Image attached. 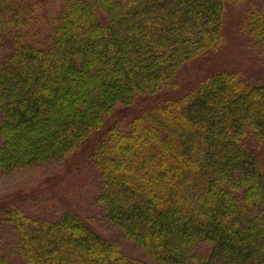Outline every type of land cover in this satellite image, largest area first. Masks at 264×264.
Listing matches in <instances>:
<instances>
[{
  "label": "trees",
  "instance_id": "16d2710c",
  "mask_svg": "<svg viewBox=\"0 0 264 264\" xmlns=\"http://www.w3.org/2000/svg\"><path fill=\"white\" fill-rule=\"evenodd\" d=\"M225 5V0H62L58 28L67 31L57 36L58 50L23 52L10 61L6 74L0 73V100L9 98L1 111L9 115L14 140L9 158L45 144L57 151V134L93 122L95 108L115 97L107 94L119 85L116 80L122 89L115 91L130 99L135 87H155L163 75L170 79L177 61L194 45L183 33L199 29L196 41L203 42L217 32ZM99 8L107 22L97 17ZM14 15L0 13V18ZM158 42L164 52H156ZM18 49L9 56L14 58ZM102 88L107 94H94ZM87 98L85 104L95 111L81 114L77 107ZM180 99L186 103L176 107L178 115L164 107L143 108L138 126L144 129L131 135L128 151L118 154L121 164L113 163L116 186L109 211L126 237L158 263L264 264V167L244 141L252 129L264 145V84L219 71ZM110 118L101 124L114 126L117 121ZM84 149L81 144L79 151ZM234 188L243 192L241 198ZM78 225L85 226L66 213L57 229L50 228L53 232L26 226L18 237L22 247L27 245L23 259L80 264L82 256L89 264H112L114 242L89 228L75 235ZM64 226L72 235L63 234ZM6 242L0 235V264L13 261ZM129 258L118 260L134 264Z\"/></svg>",
  "mask_w": 264,
  "mask_h": 264
},
{
  "label": "rangeland",
  "instance_id": "374dc122",
  "mask_svg": "<svg viewBox=\"0 0 264 264\" xmlns=\"http://www.w3.org/2000/svg\"><path fill=\"white\" fill-rule=\"evenodd\" d=\"M225 4L221 21L218 25L210 26L212 30L218 29L212 36L208 35L206 40L199 43L196 41L199 29H187L183 33L194 45L177 61L178 66L170 79L163 75L162 81L155 87L149 84L135 87L130 99L121 95L122 91H115L122 89L118 80L119 85L113 84L120 87L114 86L109 94L103 88L97 89L94 92L97 96L114 93L115 97L103 107L95 108L97 112L94 113L93 122L69 126L65 135L57 134V142L60 143L57 151H52L45 144L23 156L9 158L8 152L14 140L8 132L9 115L1 111V106L9 98L0 100V235L7 241L5 251L13 252L11 264L31 263L23 259L27 245L22 247L18 243L19 232L25 234L26 226L38 228L37 231H49L51 227L57 229V223L66 213H72L85 224L74 228L77 233L73 234L90 229L106 242L109 240L112 245L114 242L115 249L110 258L112 264L125 263V258L129 257L134 264H161L152 259L139 243L126 237L128 233L108 209V204L113 202V188L116 186L113 184V163L121 164L117 161L118 154L128 151L131 135L144 129L138 126L144 107H164L168 113L174 111L178 115L179 111L175 109L185 101L180 98L219 71L232 72L237 81L264 84V0H225ZM8 12L15 15L12 19L0 18V73L6 74L10 61H15V57L23 52L39 49L54 54L61 46V39L56 43L57 36L67 31V28H58L59 17L63 13L62 0L0 2V13ZM96 14L104 22L109 20L106 12L100 8ZM17 48V55L11 58L9 54ZM157 51L164 52L160 42ZM165 52L166 55L170 53L169 50ZM123 90L126 92L127 89ZM88 99H83L81 107H77L81 114L95 111L85 104ZM109 115L110 122L116 119L117 123L104 127L101 121ZM117 137L121 140H116ZM244 141L264 167V145L257 142L252 129ZM81 144L85 147L83 151H79ZM122 168L127 166L124 164ZM144 170L149 173L147 168ZM139 173L143 175L142 171ZM146 176L147 179L151 178ZM120 177L123 178L122 175ZM233 193L238 198L243 194L236 188ZM63 228V234L67 236L71 229ZM205 250L206 247L203 248ZM80 257L83 261L80 260V264H89V257ZM118 257L124 260H118Z\"/></svg>",
  "mask_w": 264,
  "mask_h": 264
}]
</instances>
